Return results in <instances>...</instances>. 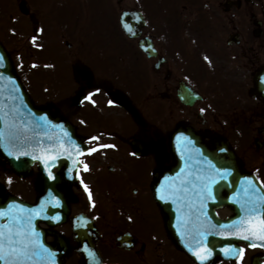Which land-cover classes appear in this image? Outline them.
I'll list each match as a JSON object with an SVG mask.
<instances>
[{
    "label": "flooded vegetation",
    "instance_id": "1",
    "mask_svg": "<svg viewBox=\"0 0 264 264\" xmlns=\"http://www.w3.org/2000/svg\"><path fill=\"white\" fill-rule=\"evenodd\" d=\"M36 2L47 6L59 26L49 45L51 75L62 66L64 84L73 80L70 93L65 89L55 96L37 87L35 97L84 138L87 152L76 183L64 195L70 216H95L98 248L108 264L123 252L115 246V211L132 213L129 224L141 234L148 222L166 223L153 200L152 183L157 172L176 165L171 137L181 125L208 145L213 136L227 141L242 168L264 182V98L253 93L264 71V0H35L24 16L40 13ZM126 10L136 12L129 34L120 24ZM75 26L82 36L73 35ZM90 92L91 99H85ZM115 93L135 110L114 101ZM201 168L206 169H196ZM29 176L33 193L24 198L35 202L43 191L38 164ZM93 192L96 202L89 197ZM59 228L71 233L70 221ZM47 239L55 241L52 235ZM66 239V259L77 257L75 243ZM142 239L136 237L142 247L131 252L145 250Z\"/></svg>",
    "mask_w": 264,
    "mask_h": 264
},
{
    "label": "rangeland",
    "instance_id": "2",
    "mask_svg": "<svg viewBox=\"0 0 264 264\" xmlns=\"http://www.w3.org/2000/svg\"><path fill=\"white\" fill-rule=\"evenodd\" d=\"M19 1L20 0H0V39L5 43L21 76L27 78V84H29L34 93H39V90L34 87L33 82L39 80L46 83L48 89L41 88L45 94L53 93L56 96L62 93V90L65 91V89V93H70L71 90L69 85L71 84L70 81L73 79H70V81L67 82V85L64 84L63 78L65 73L62 70V66V72L60 71L56 75L58 77L57 80L54 79L56 77L55 75H51L49 78L48 76L45 77V75H42L41 78H38L36 75H30L28 72H25L27 71V65L29 69L34 65H38L40 67L36 70L38 75L42 74V70L49 74V69L44 68L43 66H45L44 63H47L49 60V45L51 42L53 43L57 37L59 26L56 25V20L51 19L53 16L50 15L51 13L46 5H39V3L36 2L35 7H39L41 11L35 17L30 18V16H24L20 12L18 8ZM28 1L32 2L35 0ZM73 24H78V20L75 16L73 17ZM35 27L39 28V32H35ZM81 29V27L77 29L75 26L72 31L73 35L82 36L83 30ZM68 33L69 32L67 31L65 34L67 35V38L72 41L71 38L73 37L68 36ZM33 37H35V39H33ZM33 53L37 54L34 55ZM58 58L60 57H57V59ZM79 84L80 83H78L77 86H79ZM31 90L29 89L30 92ZM5 172V167L0 165L1 186H9L13 190L21 188L25 191H32L31 180H20L12 173L4 174ZM130 214L132 213L123 210L115 211V225L118 223V228H115V236H117L118 233L123 232L122 230L126 228L123 229V225L121 226V222L118 221V218L127 221V215ZM147 224L148 225L144 227V237L147 240L148 248H150L149 254L144 257H138L135 255L122 257L118 264H193L189 257L182 252L176 243L169 237L164 225L159 223ZM135 225L138 227L139 223H135ZM137 234L143 237L140 231ZM252 251L253 250L250 248H245L243 256L237 261L224 263L218 261L215 264H250L248 260ZM262 254L264 255V250L262 251ZM247 255L249 257H247ZM72 260L76 261V258L74 257Z\"/></svg>",
    "mask_w": 264,
    "mask_h": 264
},
{
    "label": "water",
    "instance_id": "3",
    "mask_svg": "<svg viewBox=\"0 0 264 264\" xmlns=\"http://www.w3.org/2000/svg\"><path fill=\"white\" fill-rule=\"evenodd\" d=\"M0 55L4 57L2 65H0V70H1L0 71V109H2L4 113H9L8 120H5L2 118V116H0V129H4L6 133L9 131L6 125L8 122L12 120L13 118L11 115L12 113H17V118L24 122V124L22 125L17 124L15 128L11 129V133H12L11 137L9 138L6 136V138L3 141H0V143L5 144L7 142H20V143L23 142L24 143L23 149L27 156L30 155L32 151L33 142H39L41 150L51 148L52 145H57V146L61 145L62 147H64L65 140H68L65 126L66 127L69 126L67 122L65 121V119L62 117L56 116L47 107H37L34 105L32 99L30 98L24 86L22 85L21 80L15 73V70L13 68V64H12V61L10 59L8 52L5 50V48L2 46L1 43H0ZM41 117H46V122L43 124V126L37 127L39 118ZM59 125L64 126V127H60ZM13 148L12 146H0V154L5 159L10 161L13 165H16L17 160L14 159L16 155V150H15L16 146H13ZM6 149L10 150V153L12 154L11 155L5 154L2 150H6ZM217 152L220 153V155H224L222 150H217ZM228 154H230L233 157L231 152H229ZM225 155L227 154L225 153ZM226 165L229 166V164H226ZM231 174H232L231 179H232V184H233L232 189H231L232 197H230L229 199L228 197H222L219 195H216V197L217 199L221 198L224 203H227V202L229 203L230 201L231 204L235 207L236 216L232 217L231 220H229V222L226 224V226L232 225L234 227H237V224L235 222H238L241 217L246 216V213L242 210V207H241V204L246 199L245 194L237 191V189H241V191L247 190L248 186L244 182L245 178L252 179L256 187L261 192H264V190L257 183L256 179L253 176H248L245 174L240 175L242 173H240V171L237 168L232 169ZM43 202L44 203H41L40 205H45L47 203L45 201ZM48 203H50V200H48ZM13 204H14V201L11 199V197H8L6 199H0V210L7 211L9 210V205H13ZM18 205L22 209V211L20 212L21 216L27 217L29 214L33 213V210L40 213L39 215H35V214L32 215V224L36 232L39 233V239L44 244L45 234L42 230L38 229V222L45 217L44 215H49V216L54 215L56 212V209L49 210V212H46L43 209L41 210V207L29 205L27 203L23 204L21 202H18ZM61 211L62 212L60 213V216L65 218L67 214V207L65 206L63 209H61ZM261 215L264 216V213H261ZM3 218L4 217H0V223H2ZM79 219H78L79 222L77 221V223L81 227V225L83 223H86V221L83 220L80 222ZM87 226H88L87 228L88 236L91 237L95 234L94 225L91 223L89 224L87 221ZM168 228L179 244L181 243L180 241H183L184 243H181L182 245L189 246L188 243L186 242L187 236L181 235V234L179 236L178 234V231L180 228L179 226L173 225L170 221ZM75 231H76L77 239L81 241L82 237L85 236V233H82L80 229L78 230L75 229ZM237 237H242V236H233L231 238V242H233V240L236 239ZM246 241H248L249 243H253L255 245H261V246L264 245V241H260L258 239H249ZM214 242H215L214 244H210V245L213 246L212 253L214 254L215 258L216 256L218 257V255L219 256L224 255L225 257H230L229 256L230 254H226L225 251H222V249H227L229 245H227L226 243H222L221 241L217 242V240ZM89 243L91 242L89 241ZM50 250L53 253H55V264H63L62 252L56 250L55 248L50 249ZM192 250L195 251L196 249H192ZM235 255H233L232 257H235ZM91 258H93V255H85L83 253L82 263L86 264V262H88V260H90ZM252 264H260V263L258 259L256 258L253 260Z\"/></svg>",
    "mask_w": 264,
    "mask_h": 264
},
{
    "label": "snow or ice",
    "instance_id": "4",
    "mask_svg": "<svg viewBox=\"0 0 264 264\" xmlns=\"http://www.w3.org/2000/svg\"><path fill=\"white\" fill-rule=\"evenodd\" d=\"M126 16L127 13H124ZM124 27L131 31V28L128 24H124ZM35 39V37H33ZM4 57L0 55V65H2ZM207 59V57H205ZM99 91V89H96ZM94 93H88L85 96V99H91ZM94 103V101H93ZM111 103V101H109ZM203 111V110H202ZM12 120L7 123L6 127L9 131L6 133L4 129H0V141H3L6 136L11 137V129L15 128L17 124H24L22 120L17 118V113H12ZM0 116L3 119L8 120L9 113H4L0 109ZM46 122V117L39 118L37 127L43 126ZM183 138L178 137V139ZM92 139H97V137H92ZM62 147V146H61ZM100 147H110L109 145H101ZM89 151H95V149H89ZM10 155L12 153H9ZM135 155V153H133ZM45 160V164L48 161H54L57 159L56 156H44L40 157ZM87 168V165H85ZM183 171V170H181ZM217 174L221 179H226L229 174L228 170L225 169L223 172L218 171ZM52 176V173L49 172V177ZM169 180L171 178H165ZM199 181V191L194 194L198 199L209 198L214 199L211 191V184L215 183V179L212 177H202L197 178ZM187 179L181 181L180 187H177L175 183H169L162 185L161 189H157V195L160 200L168 199H188L189 189L184 187V184L187 183ZM248 188L245 190L246 199L241 204L242 210L246 213L245 217H241L237 224L238 230L233 232L232 235L242 236L243 239H258L264 241V216L261 213H264V192H261L255 185L252 179L245 178L244 181ZM91 198V194H89ZM55 203L58 205L59 200H56ZM191 206V205H190ZM16 208V212H12V208ZM203 205L201 204V209ZM43 209V206L41 210ZM19 206L9 205V211L0 210V217H7L4 223H0V264H55V253H53L49 248H47L39 239V233L36 232L32 224V215H39L40 213L33 210L32 214H29L27 217L21 216ZM51 219H59L58 216L51 217ZM203 235V233H200ZM255 246V245H252ZM264 246V245H262ZM226 254H235L231 249H222ZM244 249H239V255L242 256ZM211 254V250L207 247H204L198 251H193V255L200 261H205L208 259V256Z\"/></svg>",
    "mask_w": 264,
    "mask_h": 264
}]
</instances>
